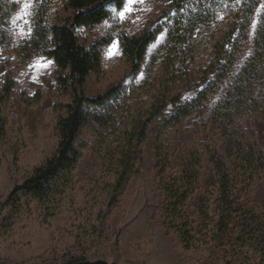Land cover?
Returning <instances> with one entry per match:
<instances>
[{
    "label": "trees",
    "instance_id": "1",
    "mask_svg": "<svg viewBox=\"0 0 264 264\" xmlns=\"http://www.w3.org/2000/svg\"><path fill=\"white\" fill-rule=\"evenodd\" d=\"M262 1L172 0L174 15L166 24L167 38L151 62V68L158 69L157 75L150 73L132 90L115 85L101 95L88 97L84 88L90 74L101 69L103 50L113 37H102L88 47L81 42L79 29H92L109 19L112 9H122L125 0H40L30 35L11 49L12 68L36 57L52 60L57 91L70 101L54 105L55 152L12 191L10 202L16 205L24 194L41 204L59 203L72 186L83 157L85 146L80 145V136L90 128L96 137L102 172L107 176L103 187L108 207L116 206L139 173L149 127L173 103L175 109L160 126L155 146L156 176L164 196L162 226L175 232L186 250L217 255L221 264H264V202L258 204L252 197L254 183L264 179V150L243 124L247 116L264 121V9L252 51L243 59ZM19 7L17 1L0 0V42L5 49L12 43L10 24ZM164 27L120 36L122 56L134 74L142 69L149 46ZM188 52L191 58L206 54L207 61L193 86L195 95L183 100L177 88L189 80ZM15 87L8 70L0 84V143L8 127L2 106L11 100ZM43 98L41 90L23 97L29 105ZM197 113L201 116L197 133L214 128L223 150L212 143L204 150L187 146L178 172L171 174V130ZM203 151L209 156L212 171L199 202L198 218L191 219L186 206L199 187ZM104 218V213L98 215L99 222ZM57 264L110 263L72 256Z\"/></svg>",
    "mask_w": 264,
    "mask_h": 264
},
{
    "label": "rangeland",
    "instance_id": "2",
    "mask_svg": "<svg viewBox=\"0 0 264 264\" xmlns=\"http://www.w3.org/2000/svg\"><path fill=\"white\" fill-rule=\"evenodd\" d=\"M14 1L19 2L20 7L10 24L12 43L5 49L0 42V84L8 70L16 81L11 100L2 106L8 127L0 143V264H57L72 256L110 264H221L217 255L186 250L179 236L162 226L164 196L156 176L155 146L160 126L175 109L173 103H169L149 127L139 173L118 198L116 206L108 207L103 187L107 176L102 172L96 137L90 128L80 136L79 143L85 146L83 157L74 172L72 186L59 203L53 200L50 204H41L24 194L19 196L16 205L10 202L12 191L55 152L58 136L54 129L57 118L54 105L58 101H70L57 91L52 60L36 57L26 65L12 68L11 49L30 35L33 14L40 3V0ZM171 4L172 0H125L122 9H112L109 19L92 29H79L80 40L88 47L102 37H113L103 50L101 69L90 74L84 88L88 97L101 95L115 85L132 90L150 73L157 75L158 69L153 70L151 62L167 38L166 24L171 23L170 17L174 15ZM263 9L264 0L253 20L243 59L252 51ZM160 25H165L164 30L149 46L140 72L134 74L122 56L120 36L154 30ZM206 61V54L191 58L190 52L187 53L189 80L177 88L183 100L195 95L193 86L198 83L199 70ZM38 90L43 92V100L35 105L26 104L23 97H32ZM200 124L201 116L197 113L171 130V174L178 172L187 146L204 150L206 144L212 143L223 150L219 133L210 127L207 132L198 134ZM243 124L264 150V121L257 116H247ZM211 171L209 156L203 151L199 187L186 206L191 219L198 218L199 202L207 190ZM252 197L258 204L264 202L263 178L254 183ZM211 209H214L213 203ZM100 213L105 217L101 222L98 221Z\"/></svg>",
    "mask_w": 264,
    "mask_h": 264
}]
</instances>
